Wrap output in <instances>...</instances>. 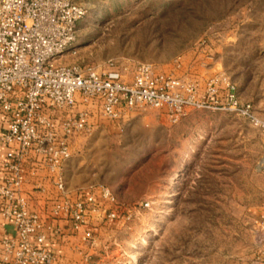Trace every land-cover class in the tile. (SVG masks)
<instances>
[{
	"label": "rangeland",
	"instance_id": "374dc122",
	"mask_svg": "<svg viewBox=\"0 0 264 264\" xmlns=\"http://www.w3.org/2000/svg\"><path fill=\"white\" fill-rule=\"evenodd\" d=\"M79 3L75 48L61 64L113 68L127 79L150 63L200 85L223 74L264 117V0ZM127 114L102 120L103 132L72 159L91 168L84 192L99 184L116 199L118 219L93 226L90 264H259L264 128L212 109H191L174 124L150 108Z\"/></svg>",
	"mask_w": 264,
	"mask_h": 264
},
{
	"label": "built area",
	"instance_id": "2783aa9c",
	"mask_svg": "<svg viewBox=\"0 0 264 264\" xmlns=\"http://www.w3.org/2000/svg\"><path fill=\"white\" fill-rule=\"evenodd\" d=\"M80 0H0V145L6 174L0 178L1 213L11 230L0 231V264H57L44 242L46 224L19 193L25 174L21 164L28 152L40 157L61 192L51 205L53 217L70 218L72 229L95 247L91 227L118 219L116 199L108 187L66 193L60 170L70 159L71 138L88 129V109L109 120L147 108L176 123L191 109L229 111L264 128L250 103H242L228 76L220 74L200 85L196 81L137 63L126 79L109 68L61 64L75 48L78 23L85 14ZM109 65H112L110 63ZM5 122V128L2 123ZM18 152L11 149L14 148ZM264 168V155L259 160ZM129 218V215L124 217ZM84 253L79 264H90Z\"/></svg>",
	"mask_w": 264,
	"mask_h": 264
},
{
	"label": "crops",
	"instance_id": "0c3cea01",
	"mask_svg": "<svg viewBox=\"0 0 264 264\" xmlns=\"http://www.w3.org/2000/svg\"><path fill=\"white\" fill-rule=\"evenodd\" d=\"M88 111V129L71 138L69 144L71 154L70 159L60 170V174L64 180L66 193L70 198H75L78 193L84 191L82 189L84 185V170L91 169L86 166V163H83L82 160L79 162H73V155H77L78 153L82 154L84 151L88 150V147L84 145V140L94 137L100 131L103 132L99 129L103 121L112 123L114 121L118 122L120 119L124 121L129 115L126 114L124 117L116 120H105L97 114L95 109L90 108ZM5 126L6 123L3 122L2 128H5ZM8 150V146L0 145V178L7 173L2 161ZM11 150L16 153L18 152L15 147ZM21 164L24 169L25 179L19 187V193L26 197L30 210L36 211L46 224H49L54 229L56 228L58 230L57 233L47 231V237L44 242L45 246L56 255L57 264H79L82 255L84 253L91 255L94 247H89L81 238V231L76 232L72 229V221L70 218L53 217L51 215L50 209L52 203L61 196V192L58 190L54 181L55 174L49 173L43 168L40 164V157L33 152H28L26 156L23 157ZM72 169L76 174L74 177L68 178V172ZM96 186L99 187V184H96ZM96 189L97 188H94L93 191L98 194ZM1 209L2 199L0 198V231L2 233H7L11 228L3 218ZM91 230L93 233L95 232L94 227H91ZM256 259L259 260V264H264V259H261L260 257H257Z\"/></svg>",
	"mask_w": 264,
	"mask_h": 264
}]
</instances>
